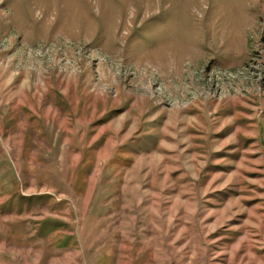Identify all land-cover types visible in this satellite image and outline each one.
Returning <instances> with one entry per match:
<instances>
[{
  "label": "rangeland",
  "instance_id": "obj_1",
  "mask_svg": "<svg viewBox=\"0 0 264 264\" xmlns=\"http://www.w3.org/2000/svg\"><path fill=\"white\" fill-rule=\"evenodd\" d=\"M0 264H264V0H0Z\"/></svg>",
  "mask_w": 264,
  "mask_h": 264
}]
</instances>
